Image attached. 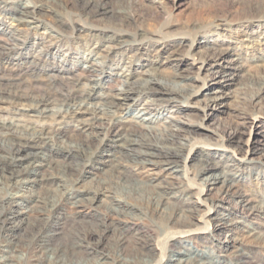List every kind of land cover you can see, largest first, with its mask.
Returning a JSON list of instances; mask_svg holds the SVG:
<instances>
[{
  "label": "bare ground",
  "instance_id": "obj_1",
  "mask_svg": "<svg viewBox=\"0 0 264 264\" xmlns=\"http://www.w3.org/2000/svg\"><path fill=\"white\" fill-rule=\"evenodd\" d=\"M30 1L31 6L0 5V35H8L0 40V56L13 57L0 62V70L24 66L29 74L0 82V103L7 106L6 116H0V264H253L248 249L254 243L264 245V195L257 200L241 193L240 186L252 180L264 186V135L243 142L246 120L264 109V73L236 91V99L253 112L239 110L240 119L229 122L219 146L205 140L197 147L199 167L190 178L179 163L199 143L193 137L198 124L192 119L201 117L199 111L207 117L205 112L215 110L224 94L216 91L204 98L192 114L189 99L202 94L203 87L207 92L214 85L219 90L230 87L242 68L224 65L237 61L241 52H229L209 38L223 33L240 51L263 46L264 0H250L241 15L218 10L222 24L203 36L205 52L198 68L216 69L201 78V86L190 84L199 78L184 74L179 62L168 78L159 77L156 69L164 53L168 61H177L179 48L188 54L200 25H192L191 39L159 43L138 27L130 11L109 7V0ZM53 7L70 9L85 20L102 14L109 29L127 25L133 31L86 30L72 47L69 41L84 28H67ZM49 19L51 27L46 26ZM5 21L10 22L6 29ZM63 37L69 40L63 43ZM130 42L151 44L149 49L132 48ZM51 142H58V148L48 150ZM243 146L245 154L239 156ZM249 152L261 154L247 159ZM95 170L106 177L84 186ZM194 185L200 186L197 197L189 193ZM217 185L216 200L205 204L200 193ZM132 199L162 218L160 234L172 235L158 259L150 256L155 247L147 243H136L129 255L120 250L125 237L142 235L136 221L149 216ZM229 202L238 210L231 211ZM99 207L103 211L80 232V221ZM61 224L72 232L52 245ZM21 227L24 236L17 240L14 233ZM211 232L225 236L205 247L193 244L197 236ZM109 233L115 241L103 254L106 260L91 262L87 257L93 246Z\"/></svg>",
  "mask_w": 264,
  "mask_h": 264
},
{
  "label": "rangeland",
  "instance_id": "obj_2",
  "mask_svg": "<svg viewBox=\"0 0 264 264\" xmlns=\"http://www.w3.org/2000/svg\"><path fill=\"white\" fill-rule=\"evenodd\" d=\"M250 0H109L108 6L109 7H117L121 8L127 11H130L131 15L135 19L138 20V27H141L142 30H146L147 32L151 33L156 37V41L159 43L163 42H170V41H178L180 39L189 38L191 39V28L192 25H200L202 30L199 35L195 38V43L193 48L189 51V53H186V48H179V53H175L177 61L170 60L168 61L166 59V54H162L161 58H159V63L156 64L157 74L161 78H168L170 75L175 73V65L176 62H179L180 68L179 70L184 71L186 75L194 76L199 78L198 81L191 82V85H197L201 86V78H209L210 75L209 72L216 69V67H209L208 65L203 66L202 68L198 69L200 67V61L199 58L201 56H204L205 49L202 48L203 43H200L206 39H204V35L209 30H214V26L217 25L218 29L219 24H222V22L216 17L220 15L218 10L224 9L226 11L232 12L234 15H241L243 14V10L241 7H244L248 4ZM263 1V0H259ZM27 5L31 6L32 3L30 0H0V5ZM225 5V6H224ZM239 7H238V6ZM244 5V6H243ZM224 7V8H223ZM120 8V9H121ZM230 8V9H228ZM239 8V9H238ZM53 10L57 12L58 18H60L64 23L65 26L68 28H84L80 29L79 33L75 34V37H72L68 43L69 46H76L77 43L81 42V39L79 36L83 37L86 30L90 29H103L107 33H132V27L131 26H124L120 29H114L111 30L108 27L107 22H102L103 15L98 14L89 20H85L84 17H82L77 12H72L70 9H63V8H56L53 7ZM243 11V12H242ZM135 14V15H134ZM50 19L49 22L46 23L47 27L50 26ZM10 25L9 21H5V29ZM236 24H233V28H235ZM4 27V26H3ZM105 27L107 29H105ZM216 29V28H215ZM121 31V32H120ZM222 32V31H221ZM218 33L220 31L218 30ZM214 34H216L214 32ZM221 34V35H220ZM219 36H213V38H209L210 40L217 39L219 44L223 48H228L229 52H237L240 53V57L237 61L232 62V64H227L226 62L224 65H229L232 67L236 66H242L239 71H236L238 74L236 80L233 81V84L230 87L224 88L223 90H219L217 85H214L210 88L209 92L205 91L206 87H203L202 94L191 97L187 103V111L189 114H192L194 112H198L199 107L203 105V99L208 98L211 96L216 95V91H222V94H224V98L219 101L221 103L216 107L215 110H208L205 112V115L208 113L209 115L204 117L202 112H198L201 114V117L198 119H192L194 124H198V126H195L194 129V135L193 137L197 139V142H195V148L193 149V154L190 155V158L187 160L186 157L188 155V152H185L184 157L180 161L179 165L184 167V164L188 170V177H191V173L199 167V159H198V151L200 150V147L202 142L207 140V142L211 145H220L219 144V138L222 137L226 127L228 126L230 121H233L234 119H240V117H236V114L239 110L244 109L247 112H253L252 108H245L239 100L236 99V91L238 90V87L241 84L246 83L250 78L260 74L264 73V44L263 46H258L250 49H244L240 51L238 49V44L230 43V39H228L226 36L223 35V33H220ZM61 35H65L63 32ZM32 36V34L30 35ZM66 36V35H65ZM8 37L7 34L0 35V40L6 39ZM63 40H69L62 38ZM186 40V39H184ZM229 41V42H228ZM60 42L58 45L63 44ZM234 42V41H232ZM75 43V45H74ZM131 47L136 48L139 46H145V49H149L148 46H150V42H144V43H138V42H130ZM188 43V42H185ZM197 44V45H196ZM139 45V46H138ZM157 45V44H156ZM31 46V45H30ZM65 48V47H64ZM134 52V51H132ZM153 53V51H151ZM139 54H144L143 51H140ZM62 56V55H61ZM61 56H58L57 61L61 59ZM10 57L0 56V62L7 60ZM143 57V56H142ZM256 58H260L259 60H254ZM13 59V57H12ZM230 56L227 58V61L230 60ZM153 60V59H151ZM6 62V61H5ZM17 67V69H16ZM13 70L10 71L9 68L1 69L0 70V82L5 83L9 78L11 80L12 75H15L14 77L17 78L18 76L26 75L25 78H28L29 75L28 72H26L24 69V66H16ZM142 67H140V70L137 69V71H141ZM24 71V72H23ZM234 71V70H233ZM23 73V74H22ZM4 75V76H3ZM3 76V77H2ZM5 77V78H4ZM8 79H7V78ZM3 78V79H1ZM134 78H132L130 81H133ZM200 84V85H199ZM205 94V95H204ZM148 98L142 99L138 104L137 107L140 106L141 103L145 102ZM264 100L262 101L263 105ZM190 104V105H189ZM174 104H171V106ZM185 106V105H183ZM6 104L0 103V116H6L5 108ZM174 109L170 108L169 110ZM254 116H259L255 118ZM254 118L252 120L251 118L247 119V123L245 124V135H243V142L246 145V142L249 140L252 142L256 138H258V135H264V109L259 111V114L254 113ZM244 118V115H243ZM165 118L160 119V121H164ZM187 119H182L181 121L186 122ZM245 121V120H244ZM262 132V133H260ZM205 143V142H204ZM264 143V140H263ZM228 145L227 143H224ZM263 145V144H262ZM53 146V147H52ZM59 144L58 142H51L49 144L48 150L56 149L58 148ZM264 146V145H263ZM231 150H235L237 153H239L238 149H234L230 147ZM246 151V146H243V152L239 153V156H244ZM242 154V155H241ZM261 153L258 152H249L247 154V159H253L256 160L259 158ZM108 170V168L106 169ZM193 170V171H192ZM182 175V174H181ZM179 176V179L182 181V183H185V180L182 176ZM106 175L100 171L95 170L91 172L88 176V178L84 181V186L87 185L89 182L91 184H94L95 182L91 179H102L105 178ZM250 183V184H249ZM249 183L242 184L240 186V191L243 194L251 195L252 198H257V200L261 199L264 195V186L258 185L254 180L250 181ZM218 186H214V189L208 190L206 188L203 189V193H200V198L204 200V203H210L211 201L216 200V193L218 191ZM200 186L194 185L189 190L190 194H193V196H198V190ZM38 191V190H37ZM133 204H136L140 208H144L148 211V218H145L144 220L136 221L137 227L142 230V235L138 236L135 234H130L127 237H125L123 243L121 244V251L124 255H129L133 248L135 247L136 243L138 244H148L149 246H153L154 251L150 255L154 259H158L159 257V251L164 250V247H169L171 244V238L169 234H160V227L163 224V220L159 215L151 208L147 206L144 202H138L134 199L131 200ZM229 209L231 211L238 210V206H236L234 203L229 202L227 203ZM101 206V205H99ZM233 207V208H232ZM100 211L103 210L99 207L94 210H91L87 212L85 219H82L79 223V230H84L90 225L87 226L92 220L94 219V216L97 214H100ZM91 212V213H90ZM87 218V219H86ZM87 223V224H86ZM200 226V223H198ZM209 222L207 224V227H209ZM25 227H21L17 229L14 233L15 239L19 240L24 236V230ZM211 228V227H210ZM72 228L70 226L61 224L58 227V230L56 234L53 237V240L51 242L52 245H57L66 237L67 234L72 232ZM203 231V230H202ZM206 233L205 235H199L197 238L194 239L193 244L198 247H205L207 245H210L212 242L218 243L222 241L225 236V234L219 236L217 233L211 232V234ZM163 236V237H162ZM203 237V238H202ZM206 237V238H205ZM115 238H113V235L110 233L107 234L106 238L103 242L100 244L94 245L93 250H91V254L88 255V259L92 261H100L103 262L106 259H104L103 254L107 253L110 246L113 245ZM206 241V242H205ZM250 242V241H249ZM206 244V245H205ZM252 248L248 249V256L249 260L253 264H264V245H260L261 247H257L259 245L251 244ZM257 253V254H256ZM217 254H219L217 252ZM167 255V254H166ZM261 255V256H260ZM100 258H103V260H100ZM253 259V260H252Z\"/></svg>",
  "mask_w": 264,
  "mask_h": 264
}]
</instances>
